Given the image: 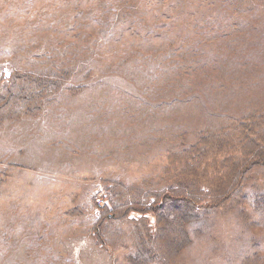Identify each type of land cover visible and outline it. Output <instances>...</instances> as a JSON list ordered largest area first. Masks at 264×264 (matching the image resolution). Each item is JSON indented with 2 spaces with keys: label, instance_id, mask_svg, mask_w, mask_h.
Instances as JSON below:
<instances>
[{
  "label": "rangeland",
  "instance_id": "1",
  "mask_svg": "<svg viewBox=\"0 0 264 264\" xmlns=\"http://www.w3.org/2000/svg\"><path fill=\"white\" fill-rule=\"evenodd\" d=\"M247 1L140 0L141 21L130 0H0V78L69 71L37 114L0 123V264H133L125 237L141 213L100 232L115 213L108 188H166L180 145L264 117L263 1ZM245 211H208L175 264H246L255 251L264 264V227ZM107 225L122 236L110 242Z\"/></svg>",
  "mask_w": 264,
  "mask_h": 264
},
{
  "label": "trees",
  "instance_id": "2",
  "mask_svg": "<svg viewBox=\"0 0 264 264\" xmlns=\"http://www.w3.org/2000/svg\"><path fill=\"white\" fill-rule=\"evenodd\" d=\"M130 1L132 6L127 12L136 6L135 16L142 21L143 16L138 13L140 0ZM256 2L247 1L245 6L251 8ZM40 72L23 70L0 78V123L37 114L43 103L48 102L50 93L58 91L69 77V71L63 69H55L49 76ZM261 107L258 105L254 109ZM254 113L246 114L237 123L200 131L194 142L172 151L163 169V173L168 174L162 177L165 184L168 183L166 188L120 184L117 193L114 192L116 188H108L107 196L115 213L113 218L104 216L101 219L100 232L102 223L126 219L129 212H139V219H129L133 228L125 237L126 243L133 251L135 249L130 262L175 264L193 238L204 235L208 211L219 208L234 212L238 217H247L245 207L248 205L264 227V187L253 178L255 168H264V117ZM170 173H184V176L169 177ZM121 190L127 196L120 197ZM236 207H240V211ZM148 215L154 217L153 223L149 222ZM109 228L112 230L108 231ZM113 229L110 225L103 227L107 236L110 235V242L113 234L116 237L123 234L117 229L113 233ZM103 238L100 236L101 240ZM245 257L242 264H245ZM260 262L259 252L255 251L248 256L246 264Z\"/></svg>",
  "mask_w": 264,
  "mask_h": 264
},
{
  "label": "built area",
  "instance_id": "3",
  "mask_svg": "<svg viewBox=\"0 0 264 264\" xmlns=\"http://www.w3.org/2000/svg\"><path fill=\"white\" fill-rule=\"evenodd\" d=\"M97 206L100 207V208H104V205L102 203H97ZM97 211V208L95 209Z\"/></svg>",
  "mask_w": 264,
  "mask_h": 264
}]
</instances>
